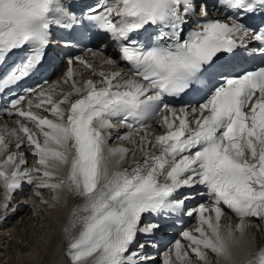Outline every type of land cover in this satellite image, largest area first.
Listing matches in <instances>:
<instances>
[{"label": "snow or ice", "instance_id": "1", "mask_svg": "<svg viewBox=\"0 0 264 264\" xmlns=\"http://www.w3.org/2000/svg\"><path fill=\"white\" fill-rule=\"evenodd\" d=\"M211 7L223 18L210 16L208 0H95L79 16L66 0H0V114L15 117V127L0 128V187L7 201L34 181L85 201L72 209L80 231L67 244L69 264H146L141 253L151 242L129 252L138 235L181 215L195 216L196 226L181 233L187 246L175 241L162 264H194L193 257L210 264V256L264 264V247L251 254L243 247L250 222L264 231V63L249 68L237 60L242 49L264 58V24L245 22L264 15V0ZM78 25L108 36L126 71L78 84L73 64L93 66L69 56L61 79L70 92L37 85L15 93L44 64L52 30ZM189 95L195 103L167 102ZM153 121L159 134L148 131ZM117 123L128 129L120 138L139 145L131 155L142 159L110 170L130 152L107 147ZM21 148L35 157L31 169ZM197 195L207 202L185 212ZM226 215L239 222L223 224ZM145 216L155 219L143 223Z\"/></svg>", "mask_w": 264, "mask_h": 264}, {"label": "bare ground", "instance_id": "2", "mask_svg": "<svg viewBox=\"0 0 264 264\" xmlns=\"http://www.w3.org/2000/svg\"><path fill=\"white\" fill-rule=\"evenodd\" d=\"M98 51L106 53V46L105 48L100 47ZM109 52L112 53L113 51L110 50ZM81 73H83V70ZM89 74L91 73L89 72ZM85 76L88 79H96L97 77ZM61 78L62 76L59 77L58 84L54 87L56 92H70V84L63 83ZM81 80L82 78H76L78 84H80ZM54 98L59 100L62 97L57 95ZM41 114L47 115L43 111H41ZM138 146V143L134 144L132 141L124 146V148L130 150L127 159L120 164H116L115 160L118 157L114 158L113 163L110 165V170L130 167L134 159H140L141 153L138 151L135 157L131 155V151L138 148ZM10 150H16L14 142L10 146ZM20 151L25 150L21 148ZM25 156L29 161L26 169H31L35 166V157L26 151ZM64 174H66V169L61 170L60 176ZM57 180L51 182L55 183ZM37 183L39 181H34L33 184L24 183L23 189L14 193L19 198V201L14 203L20 202L23 206L20 208L18 217L10 222L8 227L11 228L6 227L1 230V235H7V237L3 238V242L0 239L2 242L0 245L7 244L8 247L6 245L7 256L0 258V264H63L61 259L62 250L67 247L73 234L80 231L79 224H76L75 227L72 226L71 221L74 219L72 209L85 201L71 193H67L64 189L37 188ZM80 214L82 215V213ZM222 223L225 225L231 224L234 227L236 221H229L228 217L225 216L222 219ZM195 226L196 218L194 217L188 231L193 230ZM66 228L68 229L67 232L65 231ZM3 231L5 232L3 233ZM183 244L187 246L188 242L185 241ZM243 247L248 254L255 253L260 247H264V233L257 223H249ZM237 258H244L239 254V250H237ZM209 259L210 264H223L215 256H210ZM193 261L195 264L194 257ZM88 264H91L90 260Z\"/></svg>", "mask_w": 264, "mask_h": 264}, {"label": "rangeland", "instance_id": "3", "mask_svg": "<svg viewBox=\"0 0 264 264\" xmlns=\"http://www.w3.org/2000/svg\"><path fill=\"white\" fill-rule=\"evenodd\" d=\"M3 241H4V240H3ZM2 248H3V250H2V256H3V255H5V253L7 252V251H6V249H5V248H6V244H5V245H3V247H2ZM3 253H4V254H3Z\"/></svg>", "mask_w": 264, "mask_h": 264}]
</instances>
